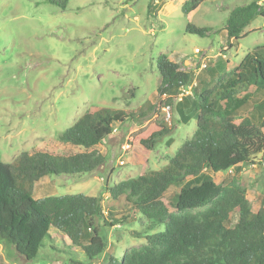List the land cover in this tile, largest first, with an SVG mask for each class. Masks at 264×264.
<instances>
[{
  "label": "rangeland",
  "instance_id": "rangeland-1",
  "mask_svg": "<svg viewBox=\"0 0 264 264\" xmlns=\"http://www.w3.org/2000/svg\"><path fill=\"white\" fill-rule=\"evenodd\" d=\"M50 1L0 0V161L11 163L22 151L63 156L84 152L61 144L58 135L88 112H135L137 120L115 123V133L94 148L105 157L97 171L82 177L53 176L34 192L35 198L101 196L106 211L126 214L130 205L125 197L115 200L106 189L143 171L162 169L197 129L195 119L177 124L152 153L138 144L140 133L168 114L157 96L160 55L192 72L197 81L202 73L205 84L214 86L217 76L264 47V17H255L247 35L230 48L225 43L227 19L236 7L253 0H209L188 15L182 7L190 0H159L163 5L151 16V0H58L64 5ZM259 1L264 8V0ZM189 24L211 30L205 37L191 35L186 33ZM211 67L219 70L214 79L207 72ZM151 105L158 110H147ZM140 111H147V117L139 118ZM232 177L246 186L257 212L264 205V153L241 172L219 173L215 180L222 183ZM236 221L232 215L228 225ZM129 229L139 232L142 226L102 228L105 251L118 253L143 244L144 238L130 236ZM50 234L49 247L32 262L0 242V264H104L106 252L90 261L60 232L52 229Z\"/></svg>",
  "mask_w": 264,
  "mask_h": 264
},
{
  "label": "trees",
  "instance_id": "trees-1",
  "mask_svg": "<svg viewBox=\"0 0 264 264\" xmlns=\"http://www.w3.org/2000/svg\"><path fill=\"white\" fill-rule=\"evenodd\" d=\"M207 1L190 0L182 10L188 15ZM162 5L163 1L151 0L148 14L154 15ZM257 16L264 17L258 0L236 7L224 29L226 45L231 48L245 37ZM210 30L186 27V33L200 37ZM157 68L158 101L168 114L151 122L138 136V144L152 153L177 124L195 119L197 129L162 169L143 171L106 189L115 200L125 197L130 205L126 214L106 211L101 196L34 197L45 179L97 171L105 157L94 148L113 135L115 123L138 119L135 112L99 109L86 113L57 137L61 144L84 152L63 156L22 151L11 163L0 161V242L29 262L49 247L54 229L90 261L106 252L104 264H264V205L253 212L242 182L233 177L222 183L215 180L219 173L241 172L264 153V47L247 54L228 73L217 76L219 70L211 67L207 72L213 79L217 76L214 86L205 84L202 73L197 81L165 54ZM194 81L193 94L179 98L181 89ZM156 109V105L147 108ZM245 110L250 113L243 115ZM138 117L146 118L147 111H140ZM232 215L237 221L229 226ZM118 225H141L139 232L129 229V233L144 238V243L118 253L105 251L101 229ZM161 226L164 230L157 231Z\"/></svg>",
  "mask_w": 264,
  "mask_h": 264
},
{
  "label": "built area",
  "instance_id": "built-area-1",
  "mask_svg": "<svg viewBox=\"0 0 264 264\" xmlns=\"http://www.w3.org/2000/svg\"><path fill=\"white\" fill-rule=\"evenodd\" d=\"M261 5V4H260ZM197 54H202L205 57V53H203L201 50L196 49L195 51ZM204 67V66H203ZM196 86V82L192 83L191 85L187 87H183L180 91L179 98H182L184 96L192 95L193 94V88ZM116 130H114L115 133Z\"/></svg>",
  "mask_w": 264,
  "mask_h": 264
},
{
  "label": "crops",
  "instance_id": "crops-1",
  "mask_svg": "<svg viewBox=\"0 0 264 264\" xmlns=\"http://www.w3.org/2000/svg\"><path fill=\"white\" fill-rule=\"evenodd\" d=\"M258 2H259V4L261 3V1H259V0H258Z\"/></svg>",
  "mask_w": 264,
  "mask_h": 264
}]
</instances>
